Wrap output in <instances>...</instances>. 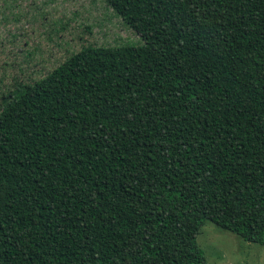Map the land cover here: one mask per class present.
Wrapping results in <instances>:
<instances>
[{
    "label": "trees",
    "instance_id": "obj_1",
    "mask_svg": "<svg viewBox=\"0 0 264 264\" xmlns=\"http://www.w3.org/2000/svg\"><path fill=\"white\" fill-rule=\"evenodd\" d=\"M105 1L144 44L1 94L0 264H208V220L264 246V0Z\"/></svg>",
    "mask_w": 264,
    "mask_h": 264
},
{
    "label": "rangeland",
    "instance_id": "obj_2",
    "mask_svg": "<svg viewBox=\"0 0 264 264\" xmlns=\"http://www.w3.org/2000/svg\"><path fill=\"white\" fill-rule=\"evenodd\" d=\"M8 2L9 8L6 0H0V97L11 90L15 80L46 74L89 42L105 46L144 44L105 0ZM197 242L208 264H264L263 245L209 220Z\"/></svg>",
    "mask_w": 264,
    "mask_h": 264
}]
</instances>
